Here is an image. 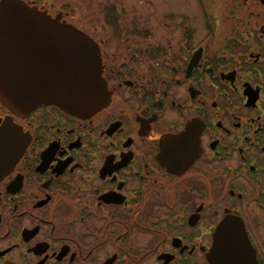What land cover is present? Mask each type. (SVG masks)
Wrapping results in <instances>:
<instances>
[{"label": "flooded vegetation", "instance_id": "flooded-vegetation-1", "mask_svg": "<svg viewBox=\"0 0 264 264\" xmlns=\"http://www.w3.org/2000/svg\"><path fill=\"white\" fill-rule=\"evenodd\" d=\"M23 1L97 44L111 95L87 118L0 103L1 155L17 156L0 264H211L227 215L264 264V0Z\"/></svg>", "mask_w": 264, "mask_h": 264}, {"label": "water", "instance_id": "water-1", "mask_svg": "<svg viewBox=\"0 0 264 264\" xmlns=\"http://www.w3.org/2000/svg\"><path fill=\"white\" fill-rule=\"evenodd\" d=\"M101 70L98 46L82 30L23 0H0V103L8 110L26 115L52 105L87 118L110 102ZM5 126L15 127L9 121ZM5 129H0V175L17 159L1 155L7 150ZM186 133L163 141L165 157L179 158V140L190 137ZM207 258L211 264H258L238 217L227 215L219 222Z\"/></svg>", "mask_w": 264, "mask_h": 264}, {"label": "rangeland", "instance_id": "rangeland-1", "mask_svg": "<svg viewBox=\"0 0 264 264\" xmlns=\"http://www.w3.org/2000/svg\"><path fill=\"white\" fill-rule=\"evenodd\" d=\"M41 3H44L45 5L49 6L50 8L54 9H60L65 10L68 9L69 5L67 6L66 3H73L74 0H43L40 1ZM79 3V0H76L73 4L77 5ZM78 6V5H77ZM75 8V7H74ZM74 11H78V9H73Z\"/></svg>", "mask_w": 264, "mask_h": 264}]
</instances>
